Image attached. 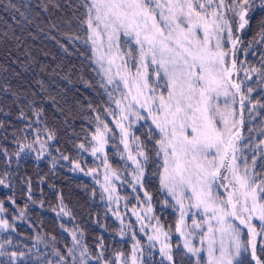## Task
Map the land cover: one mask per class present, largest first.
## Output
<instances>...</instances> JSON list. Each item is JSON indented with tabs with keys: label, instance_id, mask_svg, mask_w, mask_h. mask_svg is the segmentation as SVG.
<instances>
[{
	"label": "snow or ice",
	"instance_id": "6c2138e0",
	"mask_svg": "<svg viewBox=\"0 0 264 264\" xmlns=\"http://www.w3.org/2000/svg\"><path fill=\"white\" fill-rule=\"evenodd\" d=\"M3 6L13 11L12 19L17 23L27 24L33 23L30 16L34 9L48 12L61 8L57 0L36 5L7 0ZM70 6L83 9L76 20L82 35H64L90 47L96 65L93 71L100 77L99 87L108 104L94 109L95 126L90 136H85L87 147L84 142L76 146L77 155L90 152L101 160L103 183L98 179L96 183L101 186L102 200L118 206L121 197L115 182H120L131 187L134 199L139 200V190H143L145 199L139 202L146 207L142 214L133 208L136 220L126 225L124 217L113 211L124 225L119 234L126 235L127 228L134 241L130 258L122 251L109 255L103 237L90 248L78 238V233L83 235L78 226L67 229L61 224L70 232L71 243L63 249L53 245L55 261L45 259L41 264H138L144 248L136 239L137 223L149 241V256L159 243L160 264L165 260L168 264H264V56L258 64L238 63L239 52L246 54L253 44L264 43V18L251 41L245 42L241 35L250 27L257 9L264 12V0H79L78 5ZM50 27L59 30L57 23L50 22ZM2 37L19 40L14 33L9 37L4 32ZM0 71L8 68L0 65ZM36 84L39 91L30 94L39 98V92L48 90L43 80ZM0 91L14 97V102L21 96L10 84L0 86ZM41 99L59 104L51 93ZM35 105L36 99L27 105L33 111V123L43 124L44 109ZM246 106L250 120L257 115L262 119L259 127L250 126L244 136ZM20 118L27 119L23 109ZM136 124L146 127L143 140L133 128ZM28 128L31 124L21 133ZM254 134L258 137L255 140ZM55 139V130L47 125L33 130L31 142L26 134L17 136L14 132L11 146L0 145V186L10 188L12 179L20 178V165L32 153L40 159L45 152L51 155V148L60 160L69 161L68 155L49 144ZM241 142L251 157L239 146ZM110 145L126 161L121 169L127 173L123 180L121 171L108 160ZM57 162L53 157V167ZM150 162L158 169L153 175L172 200L164 203L179 213L174 228L166 227L154 214L153 197L144 189ZM71 163L73 170L86 175L99 171H86L80 159ZM23 180L29 185L31 198L30 178ZM8 200L15 205L11 197ZM57 208L58 216L75 219L62 200L53 211ZM6 211L0 202V212ZM148 227L152 228L150 235ZM0 230L15 228L9 219L0 218ZM173 231L182 238L175 246L171 243ZM52 239L55 241L54 236ZM5 245L11 246L12 240L5 238L0 243V256L7 257L3 264H29L31 250L17 246L9 251Z\"/></svg>",
	"mask_w": 264,
	"mask_h": 264
},
{
	"label": "trees",
	"instance_id": "16d2710c",
	"mask_svg": "<svg viewBox=\"0 0 264 264\" xmlns=\"http://www.w3.org/2000/svg\"><path fill=\"white\" fill-rule=\"evenodd\" d=\"M15 2L19 3L21 0ZM24 2L36 5L43 0H24ZM57 2L61 5L59 10L51 9L48 12L32 10L30 19L33 23L27 24L13 20V11L10 8L5 10L3 6L7 0H0V65L8 68L7 72L0 71V86L10 84L13 89L21 93L19 100L14 102V97L0 91V108H3L0 112V121L4 122V127L0 128V145L11 146L14 132L17 136L26 134L28 142H31L33 130L47 125L56 133V139L49 141V144H54L60 152L70 157L69 161L60 160L59 153L51 148L49 149L51 155L45 152L40 159L32 153L24 157L20 165V178L14 177L10 188L0 186V202H3L7 209L6 212H0V218L9 219L15 228V231L0 230V243L8 238L12 240L11 246L5 245L9 251L16 250L17 246L26 251L31 250L29 264H41L45 259L55 261L53 245L63 249L65 244L71 243L70 232L61 228L63 224L67 229L78 226L83 232V235L78 233V238L90 248L100 237H103V244L109 255L122 251L126 258H130L134 241L127 228H125L126 235L122 237L119 234V228L124 225L120 224L113 211H120L126 225L129 220L135 221L130 208L146 206L139 202L145 197L143 190H139V200L134 199L136 194L132 192L130 186L115 182L118 195L122 199L120 204L123 207L127 204V209L117 207L106 198L102 200L101 186L96 183L97 179L103 183L104 167L101 160L93 157L90 152H80L79 157L77 155L76 146L84 142L87 147L85 136H90V130L95 126L94 109L107 107V96L99 87L100 77L93 71L96 65L91 60L90 47L84 45L82 40L69 41L64 35V33L69 36L82 35V32L77 30L76 20L81 16L83 9L70 6L78 5L79 0H57ZM261 18H264V12L257 9L250 27L245 29L242 36L245 42L251 41L256 35ZM66 21L71 23H65ZM50 22L57 23L59 30L52 29ZM4 32L9 33V37L14 33L19 40L3 38ZM238 55V63L244 61L258 64L260 57L264 56V43L258 41L247 50L246 54L241 51ZM25 67L29 70L24 71ZM37 80H43L48 90L39 92V98L30 94L39 91ZM48 93L57 96L58 105L41 99ZM33 99H36L34 107L42 106L44 109L43 124L33 123L35 119L33 111L27 107ZM89 105L92 107L90 108ZM21 109L27 119L20 118ZM244 119L242 134L247 136L248 128L259 127L262 117L257 115L254 120H250L246 106ZM29 124L31 128L21 133V129H25ZM137 129L136 134L141 135L143 140L142 134L146 132V127L140 126ZM41 138H44L43 134ZM257 138L254 134L253 139ZM116 143L118 144V141ZM239 146L251 157L252 153L243 148V142ZM148 147L151 148L152 145L148 144ZM107 152L113 168L121 171L126 161L120 159V151L110 145ZM53 157L58 161L55 167H53ZM76 159H80L81 167L86 171L90 168H98L99 171L86 175L79 170H73L74 165L71 161ZM259 163L258 160V166ZM157 171L155 165L150 162L144 177V189L153 197L154 214L167 227L170 220L176 217V211L164 203L166 199L169 203H172V200L163 193L158 176L153 175ZM125 175L127 173L121 171L122 180ZM23 177L30 178L31 198H29V185L24 182ZM9 197L15 200V205L9 203ZM61 200L66 210L75 217L74 220L68 216H58V208L56 212L53 211ZM21 212L23 216L20 215ZM134 228L136 239L140 240L144 248L143 259L138 264H160L163 257L160 256L159 251L153 248L149 256L147 236L139 231L138 223L134 224ZM146 232L148 234L147 229ZM37 236L41 239L37 240ZM53 236L55 241L52 239ZM171 236V243L175 246L177 238L173 232ZM173 251L175 253V247ZM137 255L139 257L140 253ZM175 258L180 261V257ZM6 260L7 257L0 256V264ZM164 264L168 262L165 260Z\"/></svg>",
	"mask_w": 264,
	"mask_h": 264
},
{
	"label": "rangeland",
	"instance_id": "374dc122",
	"mask_svg": "<svg viewBox=\"0 0 264 264\" xmlns=\"http://www.w3.org/2000/svg\"><path fill=\"white\" fill-rule=\"evenodd\" d=\"M242 36L244 35V32L241 34ZM140 127V124H136V125H134L133 126V128L134 129H137V128H139ZM162 191H163V193L166 195V193L164 192V190L162 189ZM167 196V195H166ZM170 198V197H169ZM122 199H120V201H121ZM120 201H119V205L117 206V207H122V208H124V209H127V208H125V207H123V205L122 204H120ZM144 207H146V206H141V207H137V206H135V207H133V208H135L136 209V211L138 212V213H141L142 214V212H141V210L144 208ZM133 208H130V211H131V214H132V209ZM118 212H120L119 210H118ZM120 214V213H119ZM178 215H179V213H177L176 212V217H173V220L171 219L170 220V224L169 225H172L173 226V228H174V225H175V222H176V220H177V218H178ZM133 216V215H132ZM133 218L136 220V217L135 216H133ZM147 231H148V234L150 235L151 233H152V228L151 227H148L147 228ZM173 235H175L176 236V238H177V242L179 241L180 243H182V238H179L178 237V234H176L174 231H173ZM149 242V241H148ZM156 250H158L159 251V243L157 242L156 243Z\"/></svg>",
	"mask_w": 264,
	"mask_h": 264
}]
</instances>
